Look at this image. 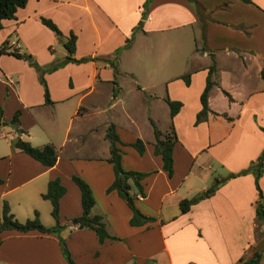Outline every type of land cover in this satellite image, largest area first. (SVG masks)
Wrapping results in <instances>:
<instances>
[{
    "label": "crops",
    "instance_id": "1",
    "mask_svg": "<svg viewBox=\"0 0 264 264\" xmlns=\"http://www.w3.org/2000/svg\"><path fill=\"white\" fill-rule=\"evenodd\" d=\"M40 15L49 17L62 36L75 34L72 56L93 58L62 61L65 49ZM9 34L14 36L10 44L29 57L0 53V119L6 121L0 124V200L15 217L11 199L21 200L25 212L37 210L26 196H40L47 181L58 178L64 186L58 198L60 233L76 263L243 264L257 254L256 264H264V77L259 73L264 0H26L14 17L2 19L0 41ZM197 35L202 42L194 43L187 56V40L194 42ZM191 57L196 63L189 62ZM31 61L41 68L62 61L42 73L49 102ZM210 64L211 78L230 98L211 86L210 111L195 122ZM165 97L180 101L171 119ZM15 110L25 130L20 137L37 146L53 145L52 165L11 147L9 138L17 133L7 120ZM150 121L162 131L171 121L177 139L179 128L195 131L174 142L170 175L152 151ZM109 123L119 139L121 166L145 172L142 194L128 179L134 205L151 217L139 225L129 223L130 208L115 189L106 190L113 178L106 160ZM137 137L143 141L141 153L129 143ZM261 153L257 180L263 216L255 209L253 172H239ZM73 174L89 185L90 212L101 216L113 238L99 242L93 229L72 224L81 211ZM221 178L211 194L179 210L180 198ZM11 235L37 240V249L29 252L34 256L18 250V264H66L55 234L2 229L0 249Z\"/></svg>",
    "mask_w": 264,
    "mask_h": 264
},
{
    "label": "trees",
    "instance_id": "2",
    "mask_svg": "<svg viewBox=\"0 0 264 264\" xmlns=\"http://www.w3.org/2000/svg\"><path fill=\"white\" fill-rule=\"evenodd\" d=\"M249 1V0H244ZM26 0H0V27L2 26V19L14 17L15 10L18 7H21L25 4ZM40 21L47 26L49 29L53 31L56 38L61 42L62 46L65 49V56L62 61H83L93 57L90 56H82V57H74L72 56L73 48H74V40L75 34L73 32H69L67 35L62 36L60 30L56 26V24L49 18L43 15L39 16ZM130 42V38H126L123 46H127ZM120 47L115 48L113 51V58L109 60L112 67L115 64V58L117 53L119 52ZM6 52L12 54L16 57H27L28 54L19 52L14 46H12L8 37H5L0 42V53ZM61 61V62H62ZM61 62L51 63L45 68L39 67L33 61L31 63L34 65L37 70V75L39 82L42 85L43 89V99L45 102H49L48 90L45 84V80L42 76L44 70H51L52 68L61 64ZM214 71L213 64H210L207 68V73L205 76L204 85L202 90L199 93V102L200 108L195 113V122L200 119H204L210 109L207 106V93L209 88L215 84V80L211 78L212 72ZM259 73L262 77H264V67H261ZM183 80L188 82V74L184 73L181 75ZM224 93L230 98L229 94L223 90ZM165 101L168 105L169 117L173 116V114L177 111L180 101L172 100L168 97H165ZM229 118V117H227ZM7 123L13 128V130L17 133L15 136H11L9 138V143L11 147H16L21 151L25 152L32 158L38 160L45 166H50L55 162L56 159V150L50 143H44L40 146L31 144L27 139L19 136L20 133L25 132L23 128L19 126L18 119V110H15L11 117L7 120ZM152 126V151L155 154H158L161 159V167L166 171L167 175L171 174L172 171V147L174 142L176 141V133L173 129L172 122L169 123V128L165 131L157 128L152 121H150ZM105 136L108 140V155L106 160L111 163L113 178L111 182L107 185L106 190L115 189V191L120 195L128 207L130 208L131 214L129 217V223L139 225L144 223L145 221L151 219L150 216H147L141 213L133 203V195L129 192V182L128 179L135 185L137 190L142 194V188L140 184V179L145 175V172L136 171L131 169H124L120 163V148L116 145V142L119 141L118 136L113 128V125L109 123L106 127ZM138 153L143 151V141L140 138H135L132 142H129ZM262 156L261 153L257 159L251 162L245 169L240 170L239 172H243L245 170H251L253 172L254 177V186L257 190V200H256V212L259 216H263L262 204H261V190L258 185V176L261 172L262 165ZM233 174H228L230 176ZM72 180L77 185L79 190V200L81 211L77 216L72 217V224L77 227H89L93 229L97 240L101 242L105 237L113 238V235H110L106 228L101 216L99 214L91 213L90 209L94 203V198L89 188V185L83 180L81 177L77 175H71ZM221 179H213L203 190L200 192L190 196V197H182L178 200V208L180 211H185L188 209L189 205L196 201L197 199L208 196L211 194L217 186V183L221 181ZM64 186L60 183L58 178H51L46 183V188L43 192L40 193L42 198H45L49 201L50 204V215L54 219L53 224L45 225L43 224L39 217L37 210H33L32 215L24 218L23 220L17 219L12 212H10L7 202L2 199L0 202V230L2 229H15L18 231H27L31 229H35L39 232L43 233H53L57 236L59 248L61 253L66 261V264H81L76 263L65 245L64 238L60 235V230L64 227V224H60L58 222V198L63 193ZM257 262V254L254 257L244 260L243 264H256Z\"/></svg>",
    "mask_w": 264,
    "mask_h": 264
},
{
    "label": "rangeland",
    "instance_id": "3",
    "mask_svg": "<svg viewBox=\"0 0 264 264\" xmlns=\"http://www.w3.org/2000/svg\"><path fill=\"white\" fill-rule=\"evenodd\" d=\"M5 37H9L8 38V41H11V39H12V41L14 40V36L12 35V34H9V36H5ZM4 37V38H5ZM3 38V39H4ZM2 39V40H3ZM1 40V41H2ZM189 40V39H188ZM187 40V42H188V46H189V44H190V50H188V52H187V56H188V53H189V51H190V53H192L193 52V49H194V43H195V45L197 44V45H199L200 46V44H201V42H202V40H201V38H200V36L199 35H197L196 36V39H195V41L193 42V40H190V41H188ZM0 41V42H1ZM60 42V41H59ZM10 43V42H9ZM13 43H16V41H14ZM30 56H31V54H30ZM27 60H29V57H27ZM124 58H121V61H120V67H122V64H123V66H124ZM191 64H194V63H196L195 61H194V58L192 59V57H191V60L189 61ZM114 69V68H113ZM11 77L13 78L14 77V74H11ZM118 79V78H117ZM214 80H216V79H214ZM124 82V81H123ZM216 85H218L219 86V83H218V81L216 80V82H215V84H213L212 85V87H215ZM220 87V89H221V91L222 92H224L223 91V89H222V87L221 86H219ZM220 91V90H219ZM190 100H191V98H187V101L188 102H190ZM1 117V116H0ZM6 121L5 120H2V119H0V124H2V123H5ZM5 128V127H4ZM5 129H7V128H5ZM168 129V128H167ZM195 131H193V132H188L187 130H185L184 128H179V138L177 139L178 140V142L180 143L181 142V138H187V137H189L191 134H193ZM1 142H4L3 141V139H1L0 138V144H1ZM25 198V197H24ZM3 198H1V200H2ZM26 199H28V203H35L36 205H37V208L39 209H37L38 210V217H39V219H40V221L42 222V223H44V224H46V225H51L50 223L52 222V216L50 215V211H49V209H50V204H49V202H48V200L47 199H44V198H42L41 196H39V195H36V196H32V195H27L26 196ZM1 200H0V202H1ZM18 201V200H17ZM17 201H15V200H10V206H11V208L13 209V211H14V213L16 214V218L17 219H19V220H23L24 218H26V217H28V216H31L32 215V209H31V205L32 204H30V205H28V207H30V209L31 210H29L28 212H25V208L23 207L24 205L22 204V201L21 200H19V202H17ZM42 204H44V208H42ZM49 208V209H48ZM29 209V208H28ZM27 209V210H28ZM53 223V222H52ZM11 232H14V231H11ZM14 234V233H13ZM60 235H61V233H60ZM14 236V237H13ZM29 236V235H28ZM62 236V235H61ZM11 237V238H10ZM36 243H37V240H36V238H34V237H27V238H20V239H17V237H15V235H11V236H9V238L8 239H6L5 241H4V243H3V246H1V249L0 250H2V251H0V254H1V252H3L2 253V257H1V255H0V264H18L19 262H18V259H17V257H18V250H20V251H27L26 253H28V254H31V253H29L30 251H33V250H35V249H37V245H36ZM35 244V245H34ZM6 250H9L10 251V253H8ZM11 250H14V253L13 252H11ZM17 256V257H16ZM31 256H34L33 255V253L31 254ZM3 257H5V259H7V261L6 260H4V258ZM30 257H27V259H29ZM36 258V256L34 257V259Z\"/></svg>",
    "mask_w": 264,
    "mask_h": 264
}]
</instances>
